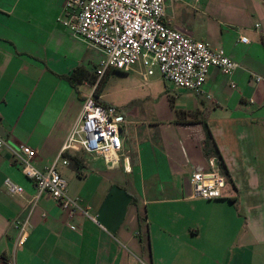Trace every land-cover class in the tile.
<instances>
[{
    "label": "crops",
    "instance_id": "crops-1",
    "mask_svg": "<svg viewBox=\"0 0 264 264\" xmlns=\"http://www.w3.org/2000/svg\"><path fill=\"white\" fill-rule=\"evenodd\" d=\"M165 5L169 26L222 48L237 67L230 75L210 67L198 93L178 88L179 109L192 117L162 121L154 140L134 126L130 136L125 120L116 166L68 152L58 170L87 216L70 217L46 193L34 200L32 181L0 148V264H264V0ZM62 7L63 0H0V136L33 148L40 169L57 157L87 96L65 76L82 68L88 85L94 50L58 21ZM204 125L228 173L214 199L195 196L190 183L191 172L208 170L217 156L206 152ZM5 178L23 192H7ZM15 220L26 221L21 246Z\"/></svg>",
    "mask_w": 264,
    "mask_h": 264
},
{
    "label": "built area",
    "instance_id": "built-area-1",
    "mask_svg": "<svg viewBox=\"0 0 264 264\" xmlns=\"http://www.w3.org/2000/svg\"><path fill=\"white\" fill-rule=\"evenodd\" d=\"M165 0H63L61 22L76 37L83 40L99 55V67L95 73L102 77L109 69L129 71L135 65L142 69L143 78L155 69L175 87L195 93L201 91L210 67H217L230 75L237 63L220 47L208 41L193 39L187 33L169 26L166 18ZM242 42H247L241 36ZM260 81V76H255ZM233 86V82H230ZM96 84L82 104L80 114L69 132L55 160L44 169L34 164L35 150L19 144L13 148L0 136V148L12 152L13 161L21 173L32 181L36 193L51 196L70 217L76 213L88 215L79 201L67 193V181L58 170L61 161L67 164L68 152L82 151L104 157L108 167L119 163L123 145L125 119L118 115L114 106L103 102L94 94ZM220 158L208 159L209 169L193 170L190 183L195 196L214 199L222 195L227 182ZM7 192L21 194L22 186L10 178L4 180ZM18 231L17 246L27 238L26 221L15 220ZM4 264H14L5 261ZM137 264H152L138 258Z\"/></svg>",
    "mask_w": 264,
    "mask_h": 264
},
{
    "label": "rangeland",
    "instance_id": "rangeland-1",
    "mask_svg": "<svg viewBox=\"0 0 264 264\" xmlns=\"http://www.w3.org/2000/svg\"><path fill=\"white\" fill-rule=\"evenodd\" d=\"M170 13L180 16L183 11H179L178 7H172ZM99 56L98 52L92 50L90 73H86L89 84L85 85L83 82H77V89L82 94H90L92 84L97 83L98 85L100 80L105 77L104 75L99 78L95 73L99 67ZM141 69V67L135 65L129 71H112L99 94V98L103 102L114 106L117 114L130 123L126 124L127 133L130 136L131 131L129 128L134 126L135 128L144 129L146 134L150 136L149 140H154L157 133L162 130L158 127V124L159 126L163 125L162 121L171 122L177 118H190L192 114L187 115L179 109L183 105V98H181L178 88L170 81L165 80L157 69L146 78H143ZM178 129L181 133L187 132L189 134L193 132V129H186L185 131ZM172 130V128H167L165 132L169 135L173 133ZM100 156L104 161V157ZM69 161L70 164L73 163L71 160Z\"/></svg>",
    "mask_w": 264,
    "mask_h": 264
},
{
    "label": "trees",
    "instance_id": "trees-1",
    "mask_svg": "<svg viewBox=\"0 0 264 264\" xmlns=\"http://www.w3.org/2000/svg\"><path fill=\"white\" fill-rule=\"evenodd\" d=\"M261 43L264 47V35L261 36ZM116 69H109L104 75L105 77L103 79L100 80L99 84L96 86L95 88V91H94V94L96 96H99V94L101 93L104 85H105V82L108 78V76L110 75V73L112 71H114ZM117 71H120V70H117ZM103 75V76H104ZM85 78V74H84V71L82 70V68H76L72 73L71 75L69 76H65V79L71 84L73 85L74 87H76V83L77 82H82V80ZM92 83V82H91ZM204 129H205V141H204V146H205V149H206V152L209 154V153H213V154H216L217 157L220 158V154L217 152V147L216 145L214 144L213 142V138H212V135H211V132L209 130V128L204 125ZM70 160L77 164L79 163V158L76 157V156H70ZM220 164H221V168L223 170L224 173H226V176L228 175L227 173V170L225 168V165L222 161V159H220Z\"/></svg>",
    "mask_w": 264,
    "mask_h": 264
}]
</instances>
